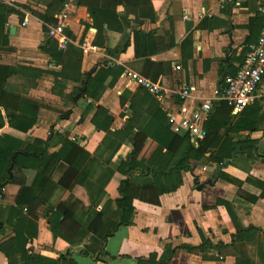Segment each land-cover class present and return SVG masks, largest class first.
<instances>
[{
	"label": "crops",
	"instance_id": "crops-1",
	"mask_svg": "<svg viewBox=\"0 0 264 264\" xmlns=\"http://www.w3.org/2000/svg\"><path fill=\"white\" fill-rule=\"evenodd\" d=\"M1 1L8 3L12 12L2 41L0 66H29L45 71L38 77L35 88L22 93L24 99L39 108L37 121L28 133L29 140H48L46 148L51 155L60 152L66 139L78 141L99 158L102 170L107 167L106 160L113 146L122 138L110 132L118 133L127 126L134 109L130 106L131 96L141 87L126 77V71L138 72L163 85L168 96L179 86H191L188 100L182 101L178 96L168 100L171 112L183 106L189 112L201 101L216 97L221 74L226 69H235L264 24L258 12L259 0H245L239 6L221 0H130L129 11L124 4L116 7L118 21L112 20V27L104 24L105 44L97 46L98 30L94 27V19L88 7L77 5L75 0H62L63 4L59 0ZM66 1L68 6L65 7ZM55 6L60 10L53 12ZM64 9L68 13L66 34L70 38L66 48L47 32L56 22L50 20L52 15L56 19ZM118 22L122 24L121 30L116 28ZM136 30L154 31L156 37L165 39L169 49L151 56L137 55ZM189 34L194 37L193 56L185 62L181 42ZM178 37L181 38L179 42ZM172 38L177 41L174 45ZM125 43H128L126 49L113 56L111 51ZM141 48L144 52V45ZM209 50V58L202 57V53ZM62 71L67 77L62 76ZM99 71L92 92L78 95L84 88L85 75L96 76ZM128 91L131 95H127ZM152 100L151 97L139 99L136 106L145 110ZM242 124L233 125L242 128ZM245 135L258 139V151H264L262 127L251 134L247 131ZM131 154L132 147L122 144L111 157L109 166L118 168ZM170 158L167 150L157 146L149 155L148 163L164 168ZM45 163L44 157H20L12 171L13 181L3 189L0 223L5 229L0 232V240L14 238L15 247L1 255L2 264H22L24 250L29 255L52 259L68 256L76 264H139V259L154 253L157 260L166 261V264H238V261L264 264V188L248 181L252 176L254 181L264 182V157H259L249 172L230 164L222 167L217 176V167L194 162V170L182 172L183 182L178 190L161 195L158 204L142 199L134 201L133 224L120 227L107 241L89 232L76 243L63 236H54L48 219L50 209L61 202L76 204L75 220L86 225L93 204L101 196V187L95 185L91 191L78 183L71 188L64 187L59 182L69 166L60 160L51 173L53 185L35 187L32 199L19 204L17 196L23 184L30 183ZM196 178H199L197 182ZM208 180H214V185L199 190L197 185ZM227 202L236 208L237 221L243 227L256 230L246 232L238 240L240 229L233 224L227 225L231 220ZM105 207V217L120 219L117 204L110 202L108 196L95 209L99 211ZM13 208L20 212L14 223L22 217L37 220L36 238L27 239L22 230L9 224ZM198 227L204 229L214 245L221 241L225 245L221 249H188L190 245L199 246L203 242ZM165 245L176 249L170 259Z\"/></svg>",
	"mask_w": 264,
	"mask_h": 264
},
{
	"label": "trees",
	"instance_id": "trees-1",
	"mask_svg": "<svg viewBox=\"0 0 264 264\" xmlns=\"http://www.w3.org/2000/svg\"><path fill=\"white\" fill-rule=\"evenodd\" d=\"M59 1L61 4L64 2ZM128 1L130 0H77V5L88 7L89 13L94 19V27L98 30L95 45L104 46V24L107 23L112 27V20L113 22L114 20L115 22L118 21L116 7L119 4H124L127 11H129ZM56 10H60V7L55 6L53 12ZM11 12L12 7L5 1H1L0 51ZM50 20L56 21L53 15ZM118 23L116 28L121 30L122 24L121 22ZM134 38L137 55L151 56L169 49L165 39L156 37L154 31L144 33L136 30ZM177 40L179 42L181 38L178 37ZM176 43L175 38H172V45ZM193 43L194 37L191 34L187 35L181 42L182 56L185 62L193 56ZM143 45L145 47L144 52L141 51ZM127 46L128 43L115 47L111 51L112 55L122 53ZM209 56L210 50L207 53H202V57L209 58ZM43 72L45 71L42 69L29 66H0V199L4 195L5 185L13 181L12 171L17 166L20 157H44L46 163L42 169L37 170L30 183L25 182L23 184L17 196L19 204L32 199L35 187L45 188L48 184L53 185L50 179L51 173L60 160L66 162L69 166L59 182L64 187L71 188L78 183L91 191L95 185H99L101 196L93 204L90 212L91 216L86 225L84 222L75 220L78 211L76 204L61 202L56 208L50 209L48 219L51 222L55 237L63 236L62 238L67 239L69 242L76 243L91 232L100 239L107 241L120 227L133 224L135 216L134 201L136 199L158 204L161 195L178 190L183 182L182 172L194 170V162L199 164L208 163L215 167L221 166V168L232 164L249 172L252 164L259 157H264V151H258V139H252L250 135L231 136V133H239L243 128L233 126L232 130L225 135L222 134L223 128L233 125L232 109L225 102H217L214 105L210 114L211 119L206 125L208 134L204 139L199 140L196 146L188 134L181 135L172 131L167 113L162 109L158 100L141 87L137 94L131 96L130 106L134 109L132 116L128 119L127 126L118 133L110 132V135L118 134L122 138L113 146L111 154L106 160L107 167L102 170L99 158L93 156L75 140L66 139L60 152L51 155L46 148L48 140H29L28 133L37 121L39 108L22 97V93L26 92L27 89L37 86V79ZM99 73L100 71L96 76L91 73L85 75L84 88L79 90L78 95H89L92 92L97 84ZM61 74L63 77H67L64 71ZM140 93H143V95ZM129 94L128 91L127 95ZM147 97L153 99L152 103L147 109L141 110L136 104L139 99H147ZM260 102L258 101L246 108L249 110L245 115L248 119L247 123L252 125L249 129L250 134L257 131L258 127L264 123V108L260 106ZM122 144L131 146L132 154L131 157L123 160L118 168L114 169L109 166V162ZM157 146L164 148L171 155L164 168L148 163L149 155ZM137 169H142V172ZM96 172L99 173L97 177L95 176ZM248 181L255 182L257 186L264 188V182L254 181L252 176L248 177ZM262 193L264 195V189ZM242 194L251 197L244 192ZM105 196L109 197L110 202L117 204L121 213L118 221L105 217L107 207L99 211L95 209ZM226 207L231 218L227 225L233 224L240 229L238 240L242 239L246 232L256 230V228H245L237 221L238 213L232 203L227 202ZM18 215H20V212L13 208L8 221L9 224H13L16 228L22 230L27 239L36 238L38 235L37 220L22 217L14 223L13 220ZM4 229V224L0 223V232ZM198 232L202 236V244L199 246L190 245L187 247L188 249L200 248L205 250L215 247L221 249L225 245L222 241L218 245H214L212 238L201 227H198ZM234 244L235 241L232 245ZM14 247V238L4 242L0 240V257L2 254L6 255ZM165 251L169 253L168 259L176 253V249H170L168 245H165ZM0 264H2L1 260ZM22 264H76V261L68 256L52 259L41 255H29L24 250ZM139 264H166V261L157 260V254L154 253L146 259H139ZM238 264H248V261H238Z\"/></svg>",
	"mask_w": 264,
	"mask_h": 264
},
{
	"label": "built area",
	"instance_id": "built-area-1",
	"mask_svg": "<svg viewBox=\"0 0 264 264\" xmlns=\"http://www.w3.org/2000/svg\"><path fill=\"white\" fill-rule=\"evenodd\" d=\"M75 1L77 2V0ZM67 2L65 7L68 6ZM221 2L239 6L245 0H221ZM258 12L264 19V0H259ZM67 19L68 13L64 9L56 15V22L48 30L49 36L58 38L62 48H66L70 42V38L66 34ZM258 35V38L248 45L242 60L235 69L224 70L221 74L216 97L213 100L201 101L189 112L186 106L180 107L176 112H171L168 100L174 96H178L182 101L188 100L191 97V86H179L171 91V96H168V91L163 85L138 72L128 70L125 75L131 82L138 84L155 96L162 109L167 112L168 122L174 133L188 134L197 146L199 140L204 139L208 134L206 125L217 102H225L231 107L233 114H238L256 102L264 101V24Z\"/></svg>",
	"mask_w": 264,
	"mask_h": 264
},
{
	"label": "rangeland",
	"instance_id": "rangeland-1",
	"mask_svg": "<svg viewBox=\"0 0 264 264\" xmlns=\"http://www.w3.org/2000/svg\"><path fill=\"white\" fill-rule=\"evenodd\" d=\"M226 70H228V69H226ZM260 106L264 108V101L260 102ZM248 112H249V110L246 109L245 111L238 113L236 115L232 113V115H233L232 124H242V122H243V124H242L243 129L239 133H231V136H233V137H236L238 135L245 136V132L249 131V129L252 127V125H250L246 121L248 119L245 115H247ZM233 126L234 125H230L228 127L223 128L222 134L225 135L228 131L232 130V128H234ZM260 127H262L264 129V123H262Z\"/></svg>",
	"mask_w": 264,
	"mask_h": 264
},
{
	"label": "water",
	"instance_id": "water-1",
	"mask_svg": "<svg viewBox=\"0 0 264 264\" xmlns=\"http://www.w3.org/2000/svg\"><path fill=\"white\" fill-rule=\"evenodd\" d=\"M226 57H227V60H229L230 55L227 54ZM137 170H139V169H137ZM220 170H221V166L217 167L216 176H217V174L219 173ZM139 171L142 172V169H140ZM198 180H199V178H196V182H197ZM207 185H214V180H208L207 182L199 183V184L197 185V187H198L199 190H202V189H203L205 186H207Z\"/></svg>",
	"mask_w": 264,
	"mask_h": 264
}]
</instances>
